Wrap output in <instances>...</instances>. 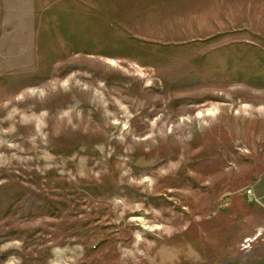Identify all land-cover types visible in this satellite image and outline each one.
Segmentation results:
<instances>
[{"label":"rangeland","instance_id":"rangeland-1","mask_svg":"<svg viewBox=\"0 0 264 264\" xmlns=\"http://www.w3.org/2000/svg\"><path fill=\"white\" fill-rule=\"evenodd\" d=\"M264 0H0V264H264Z\"/></svg>","mask_w":264,"mask_h":264},{"label":"crops","instance_id":"crops-1","mask_svg":"<svg viewBox=\"0 0 264 264\" xmlns=\"http://www.w3.org/2000/svg\"><path fill=\"white\" fill-rule=\"evenodd\" d=\"M251 196L253 203H257L264 211V174L260 175L251 185Z\"/></svg>","mask_w":264,"mask_h":264}]
</instances>
